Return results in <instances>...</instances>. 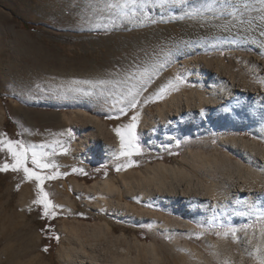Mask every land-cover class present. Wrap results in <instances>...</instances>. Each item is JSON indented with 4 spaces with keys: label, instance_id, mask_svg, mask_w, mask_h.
I'll return each instance as SVG.
<instances>
[{
    "label": "rangeland",
    "instance_id": "374dc122",
    "mask_svg": "<svg viewBox=\"0 0 264 264\" xmlns=\"http://www.w3.org/2000/svg\"><path fill=\"white\" fill-rule=\"evenodd\" d=\"M110 2L112 0H0V134L27 143H58L54 159L60 167L50 171L64 173L45 181L50 199L62 206L55 209L58 213L55 218H47L42 217V205L32 203L36 198L34 180H25L22 172H0V264H10L9 257L17 252L16 262L24 260V264H67L65 251L77 241L75 237L80 234L85 242L93 241L87 237L86 230L95 225L105 227V222L112 227L108 233L111 238L124 233L129 240L135 237L147 243L156 240L164 254L169 255L161 264H181L180 259H173L163 247V243L172 245L173 241H188L189 245L198 246L211 256L212 251L205 248L206 238L229 236L233 238V246L240 250L231 232L232 226L228 230L220 225L206 227L170 206L160 208L153 202L136 200L125 191L115 194L116 201L131 203L138 210L162 212L167 220L172 219L170 224L177 222L189 228L174 231L173 225L161 228L159 222V225L155 223V228L138 227L135 222L121 221L118 215L104 211L98 195L87 188L99 178L116 177L119 172L136 182L143 168L160 161L178 163L199 174L196 163L186 158L190 156V149L208 155L231 154L228 147L220 144L226 134L239 133L256 139L247 129L222 131L213 127L203 134L189 132L182 140L177 138L165 143L159 138L148 139L143 130L148 119L160 116V110L173 95L179 96L185 91L187 95L193 94L191 90L199 88L197 70L190 63L194 58L211 59L213 66L230 76L241 79L247 75L259 81L252 60L264 57L254 46L255 42L264 44V35L260 34L264 28L258 25L261 20L253 17L255 20L248 21L256 23H239L245 7L242 0H184L163 6L150 0L146 9L130 19L107 9ZM236 9L235 17L229 15ZM179 16L185 18L177 19ZM220 40L227 41L228 46L199 48L209 41ZM145 68L151 79L146 76L139 80ZM133 85L136 88L143 85L138 97L140 102L135 109H127L126 115H120L119 108L126 107V101L123 105H113V101L119 100L120 93ZM161 87L166 88L162 97L159 95ZM204 87L202 85L201 89L206 90ZM79 110L105 122L112 129V136L116 135L114 142L118 143L120 139L114 129L127 125L131 117L138 114L136 133L141 151L121 156L120 150L115 158L102 164L87 159V153L75 157L77 128L84 124L77 114ZM88 151L95 156L90 147ZM231 155L233 163L240 159L236 153ZM184 157L187 161H182ZM4 159L8 157L0 154V162ZM118 165L120 171L116 170ZM114 182L121 185L119 178ZM186 182L182 181L184 185ZM76 184L83 185L82 191L76 190ZM28 188L34 191V199L25 200L23 204V193ZM252 224L255 230L257 225L252 222L250 226ZM103 237L98 240L106 242ZM121 244L126 245L124 241ZM135 249L132 247L133 255L137 254ZM173 249L176 253L180 251L178 247L173 246ZM141 255L143 264H149L150 256Z\"/></svg>",
    "mask_w": 264,
    "mask_h": 264
},
{
    "label": "bare ground",
    "instance_id": "6f19581e",
    "mask_svg": "<svg viewBox=\"0 0 264 264\" xmlns=\"http://www.w3.org/2000/svg\"><path fill=\"white\" fill-rule=\"evenodd\" d=\"M242 1L248 8L246 11L244 7L241 11L242 18L245 20L243 24L246 22L248 24V19H259L261 15L259 0ZM206 19L212 18L206 17ZM258 25L264 28L262 22ZM258 31H261L260 28ZM214 42L209 41L199 48L201 50L221 49L228 46L227 41ZM263 45L254 43L261 54H264ZM190 63L197 70L195 77L199 82V88L195 91L191 90L193 94L187 95L184 90V94L168 98L170 100L160 110L161 112H158L160 116L146 119L143 133L148 139L159 138L162 142L171 143L177 138L184 139L189 132L203 134L213 127H218L217 129L222 131L223 129H247L257 138H246L245 135L238 133V135L226 134L220 141L221 145L229 148V153L238 154L240 159L233 163V155L228 153L208 155L200 154L198 151L192 152L190 149V153L188 150L190 156L186 158L196 163V169H198L196 171H199V174L202 173L201 176L194 174L195 172L188 170L186 166L180 167L178 163L170 164L160 161L143 168L140 172L142 175L136 182L119 172L116 177L110 175L99 178L87 189L90 193L98 195L96 198L99 199L100 204H103L101 207H104V211L118 215L121 221L135 222L138 227L155 228V223L159 225V222L161 228H170V225H173L172 228L176 229L174 231L189 228L177 222L170 224L172 219L169 218L171 220L168 219V222L162 212L158 214L155 210L146 208L138 210L131 203L116 201L113 198L115 194H122L125 191L126 195L136 200L153 202L158 207L170 206L177 213L206 227L220 225L228 227L227 230L231 226L236 229L234 238L239 242L237 247L240 249L239 252L232 244L233 238L229 236L227 238L220 236L218 239L206 238L205 248L212 251L211 256L205 254L202 248L189 245L188 241L185 243L173 241L172 245L163 243L168 254L173 259H180L181 264H202V262L205 264H260L261 260H264V215H262L264 214V143L262 142L264 141V57H255V60H252L255 68L253 69L256 70L255 74L259 77V81L251 80L247 75L241 79L230 76L223 69L213 66L211 59L194 58ZM197 66H200V70ZM202 85L207 89L202 90ZM77 114L85 125L82 124L77 128L75 157H83L84 153H87V159L101 164L115 158L121 146L120 143L114 142L116 135L112 136V129L87 111L79 110ZM87 128L90 131H86ZM89 147L94 151L95 156L88 151ZM204 151H206L205 148ZM186 158L184 157L182 161H187ZM115 178L121 180V185L115 184ZM183 180L187 181L186 185L182 183ZM75 188L77 191H82L83 185L76 184ZM23 197L25 198L23 204L26 203H24L25 200H33L32 188L26 189ZM133 213L135 216L132 215ZM173 220L175 221L174 218ZM252 222L257 225L255 230L253 224L250 226ZM104 226L95 225L92 229L86 230L87 237L92 238L93 241L85 242L80 234L74 236L77 241H73L72 246L66 247L64 259L67 264H143L142 253L150 256L149 264H161L163 259H169V255L164 254L156 240L149 243L144 242L145 240L141 241L138 237L129 240L124 233L116 237L112 234L113 238H111L108 233L112 227L107 222ZM61 227L63 228V225ZM102 236L106 242L98 240ZM122 241L126 245L123 246ZM173 246L178 247L180 251L176 253ZM132 247L137 249V254L133 255ZM17 253L7 258L10 264H24V260L16 262Z\"/></svg>",
    "mask_w": 264,
    "mask_h": 264
},
{
    "label": "snow or ice",
    "instance_id": "6c2138e0",
    "mask_svg": "<svg viewBox=\"0 0 264 264\" xmlns=\"http://www.w3.org/2000/svg\"><path fill=\"white\" fill-rule=\"evenodd\" d=\"M149 2L150 0H112V2L106 5V7L110 11H115L121 17L130 19L135 17L138 11L146 9ZM151 2L159 6H163L167 3H183L184 0H151ZM259 3L261 5V15L259 19L262 24H264V0H259ZM245 10H248L247 5H245ZM236 11H238V9L229 13V15L235 17ZM189 15H191V13ZM184 18L185 17L183 16L177 17V19ZM239 23L243 24L244 20L240 19ZM248 23L251 25V21H248ZM261 35H264V30L261 31ZM148 72L149 70L145 68L138 79L143 80L144 77L148 76ZM148 79H151V77L148 76ZM142 87L143 85H141V88H136V86L133 85L126 92L122 91L120 93L119 100L113 101V105H123L126 101V107L119 108L120 115H126L127 109H135L137 107L140 102L138 97ZM165 91L166 88L161 87L159 95L162 97ZM137 122L138 114L133 115L131 117V122L127 125H120L114 129L120 139L121 156H131L133 153H139L141 151V147L137 142ZM57 147H59L58 143L56 145H49L46 143H27L23 139H11L8 138L6 134H0V154H4L8 157V159H4L0 162V172H22L25 180H34L36 182V198L32 201V203L34 205H42V217L47 218H55L58 214L55 209L57 207H62L60 205H56L50 199V194L45 191L44 187L46 180L56 179L58 176L64 175V173L50 171L60 167L54 159ZM116 170L120 171L121 166L118 165ZM73 171H76V169H73ZM80 171L83 170L81 169ZM231 232L235 234L236 229H231ZM57 240H59L58 236ZM44 250L47 251V247H45ZM260 264H264V260H261Z\"/></svg>",
    "mask_w": 264,
    "mask_h": 264
},
{
    "label": "crops",
    "instance_id": "0c3cea01",
    "mask_svg": "<svg viewBox=\"0 0 264 264\" xmlns=\"http://www.w3.org/2000/svg\"><path fill=\"white\" fill-rule=\"evenodd\" d=\"M36 185V184H35ZM34 190H36L35 188H34Z\"/></svg>",
    "mask_w": 264,
    "mask_h": 264
}]
</instances>
